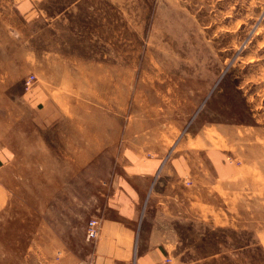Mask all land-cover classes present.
<instances>
[{"label": "rangeland", "instance_id": "374dc122", "mask_svg": "<svg viewBox=\"0 0 264 264\" xmlns=\"http://www.w3.org/2000/svg\"><path fill=\"white\" fill-rule=\"evenodd\" d=\"M37 88L69 117L60 186L0 212V264L87 258L132 155L203 162L170 264H264V0H0V102Z\"/></svg>", "mask_w": 264, "mask_h": 264}, {"label": "crops", "instance_id": "0c3cea01", "mask_svg": "<svg viewBox=\"0 0 264 264\" xmlns=\"http://www.w3.org/2000/svg\"><path fill=\"white\" fill-rule=\"evenodd\" d=\"M67 118L42 88L25 101L0 102V212L12 198L26 201L25 191H33V186L36 190L60 186V165L54 155L59 153L61 132L71 129ZM196 150L198 146L191 153ZM72 162L73 172L77 164ZM203 172V162L187 155L169 161L132 155L108 185L99 239L89 247L88 257L82 260L57 251L52 264H161L170 257L165 245L178 244L164 220L203 201V185L198 182ZM169 175L176 182L164 186Z\"/></svg>", "mask_w": 264, "mask_h": 264}, {"label": "built area", "instance_id": "2783aa9c", "mask_svg": "<svg viewBox=\"0 0 264 264\" xmlns=\"http://www.w3.org/2000/svg\"><path fill=\"white\" fill-rule=\"evenodd\" d=\"M30 82H32V77L26 81L27 88L30 86ZM98 234H99V222L96 219H91L87 223V227H86V241L88 242L95 241L98 237ZM161 264H170V259L165 258Z\"/></svg>", "mask_w": 264, "mask_h": 264}]
</instances>
